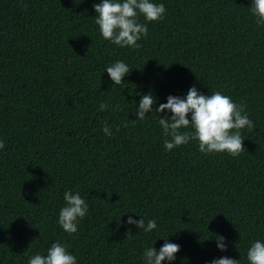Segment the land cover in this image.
<instances>
[{"label": "trees", "instance_id": "1", "mask_svg": "<svg viewBox=\"0 0 264 264\" xmlns=\"http://www.w3.org/2000/svg\"><path fill=\"white\" fill-rule=\"evenodd\" d=\"M98 2L0 0V264H26L54 241L78 264H143L161 237L181 245L174 264L239 259L264 239V26L251 0H156L166 13L146 22L139 49L101 37ZM115 60L133 68L120 85L104 72ZM193 85L246 105L239 155H205L196 141L166 151L154 108L133 122L140 95L158 106ZM67 189L89 205L71 235L57 223ZM131 212L158 228L129 226Z\"/></svg>", "mask_w": 264, "mask_h": 264}, {"label": "clouds", "instance_id": "2", "mask_svg": "<svg viewBox=\"0 0 264 264\" xmlns=\"http://www.w3.org/2000/svg\"><path fill=\"white\" fill-rule=\"evenodd\" d=\"M93 8L96 13L94 22L101 37L112 45L129 49L141 47L138 41L148 34L146 22L162 20L166 13L165 5L157 3L156 0H99L93 4ZM249 8L257 25L264 26V0H251ZM140 16H143L145 22H140ZM132 69L124 60H115L106 65L104 72H107L112 85H120ZM157 102L158 98L151 91L140 95L138 103L135 101L133 113L136 120L133 122L144 121L154 108L160 114L158 123L165 137L163 147L166 151L186 145L190 141H196L198 151L205 155L226 152L237 156L243 150L241 130L250 129L252 121L245 111L246 105L235 102L230 96L221 91L205 94L193 85L185 95L169 94L166 102L156 106ZM108 107V104L102 102L99 110H106ZM102 131L107 136L113 134L106 122ZM2 148L4 141L0 139V149ZM63 201L57 223L68 234H75L79 221L88 213L89 205L80 192H73L71 189L64 191ZM135 214L140 219L129 215V226L145 233L158 228L155 218L146 220L143 215ZM160 239L164 243L159 249L155 244L144 246L143 264H174L181 245L171 241L169 237ZM210 239L215 240L216 248L220 252L227 251L228 241L222 234H214ZM25 254L26 264H78L77 256L68 250L67 244L60 241H54L44 253ZM242 259H246L247 264H264V239H254L246 254H240L239 259L220 256L206 261L205 264H241Z\"/></svg>", "mask_w": 264, "mask_h": 264}]
</instances>
